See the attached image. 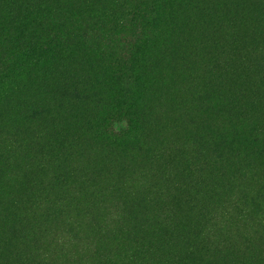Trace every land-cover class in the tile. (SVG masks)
<instances>
[{
	"label": "rangeland",
	"instance_id": "374dc122",
	"mask_svg": "<svg viewBox=\"0 0 264 264\" xmlns=\"http://www.w3.org/2000/svg\"><path fill=\"white\" fill-rule=\"evenodd\" d=\"M20 2L28 8L30 18L39 17L38 11H41L43 23L48 24L53 18L57 22L53 28L65 34H75L81 21L89 27L99 23L101 30L92 33L90 38L82 37V44L77 46L81 48L79 56L74 55L75 48L69 46L53 57L47 69L44 64L36 68L34 64H26L30 68L28 72L31 71L29 81L37 89L33 105L40 113L48 115L49 121L41 126L39 117L27 116L0 127V264H92V261L93 264H171V259L176 264H253L249 259L243 261L240 251L223 245L207 251L204 231L211 216L217 218L221 207L230 199L237 200L238 210H247V215L238 224H228L226 234L241 241L256 233L259 237L260 233L264 235L262 151L258 157L252 153L247 158L242 175L246 182L242 185L235 177L228 180L220 176L218 180L208 172L206 176L217 181L211 192H207L210 194L198 199L199 203L194 207L191 205L194 198L186 202L188 197H183V190L173 189L166 176L160 174L159 184L166 189L164 195L167 193L171 197L179 211L178 221L172 226L167 225L169 220L164 223L158 217L156 198L149 188L132 185L127 187L128 190L112 194L115 199L123 197V204L130 214H138V227L148 225L139 228L135 235L137 245L154 248L149 255L141 257V263L129 258L125 252L120 256L114 253L115 249L132 253L128 248L133 240L125 245L126 239H120L123 243L120 245V240L109 230L93 235L97 230L82 220V201H88L87 207H97L99 190H106L113 181L110 171L113 170L116 177H124L133 175L139 166L152 167L155 164H152V153L156 148L166 151L175 147L172 172L177 181L188 174L191 158L200 159L197 153L201 156L202 152L206 153L204 161L217 160L213 159L215 149L232 139L231 134L238 133L234 128L239 125L232 115L214 109L217 102L226 100L225 106L229 110L241 105L233 104L230 98L254 101L256 97L259 102L251 105L259 116L264 117V0H155L145 13L150 17H154L152 11L158 13L160 22L154 32L150 31V41L142 38L134 44L136 56L131 62L137 63L131 69L134 81L126 77L119 86L112 77L114 62L111 58L116 46H125L119 40L130 41L133 31L126 25L115 29L114 21L106 19L115 8V0ZM103 10V20L87 18L92 12ZM60 15L63 16L60 18ZM67 17L68 20L61 22ZM239 83L251 86L246 92L248 96L236 97L231 93L229 86L239 89ZM206 85L212 87L211 94L205 90ZM138 86L144 91L140 92L142 116L138 114L144 118L139 131L148 139L145 149L136 147L135 137L120 149L119 156L111 153L105 161L101 157L105 156L103 152L90 147L84 149L82 139H79V145L76 139L79 148L74 158L71 157L75 149L61 164L60 159L46 169L40 164L46 155L58 159L59 151L74 139L78 128L92 118L99 105L115 102L123 96V88L126 93L134 94ZM227 101L231 103L227 104ZM249 112L248 117L253 119L255 114ZM51 116L58 125L60 146H35L39 141L35 138L42 137L50 128ZM253 132L246 128L249 137ZM219 133L224 135L221 140H218ZM258 136L262 140L259 143H264V135ZM94 144L101 145L99 140ZM85 151L92 154L88 156ZM231 156H234L233 151ZM86 160L91 164H102L104 178L97 180L93 190H81L76 200L62 198L70 193ZM230 160L237 162V159ZM55 164L58 166L54 183H51L49 168L55 169ZM17 169L21 170L19 182ZM193 176L191 173V178L185 179L184 183H194ZM4 178L12 180L11 190ZM97 224L106 229L99 214ZM157 224L158 230L153 231ZM82 234L95 242L90 255L82 252L79 246ZM255 254L260 256L259 264H264V255H260L264 254V236L254 246Z\"/></svg>",
	"mask_w": 264,
	"mask_h": 264
},
{
	"label": "trees",
	"instance_id": "16d2710c",
	"mask_svg": "<svg viewBox=\"0 0 264 264\" xmlns=\"http://www.w3.org/2000/svg\"><path fill=\"white\" fill-rule=\"evenodd\" d=\"M168 1L171 2L172 0ZM115 2L113 5L115 8H113L111 15L106 19L114 21L113 25L115 26V29H119L123 25H126V27H131L133 31V37L130 41L128 40L124 43L122 41L124 39L119 40V43L123 45L125 44V46L123 48L116 46L114 48L115 52L111 58L114 62L112 77L115 78L119 86L124 82L126 77L131 80V82L134 81V79H132L133 72H131V69L134 68L137 63L136 61L131 63L136 56L133 46L137 40H141L142 38L149 39L150 41V31H155V26L158 25L161 18L158 16V13H155L152 10L151 13L154 14V17H150L145 13L146 10L153 6L155 0H115ZM20 3V0H0V106L3 105V107L0 108L1 128L6 127L9 122L12 123V121L17 118L27 116L39 117L38 121L41 126L47 124L49 121L48 115L40 113V109L33 105L34 100L36 99L37 89L33 83L31 84V81H29L30 78H28V75L31 71L28 72L30 68H28L26 64H34L33 67L35 68L44 64L45 69H47L49 67L48 64L53 60V57L59 52L65 51L66 47L68 48L69 46L74 47L73 54L79 56V54H81V48H77V46L82 44V37L90 38L92 33L101 30L99 23L90 25L89 27L81 21V23L77 24V31L75 34H65L62 30L53 28L57 25L55 19L50 18L48 24L43 23L41 20V11H38L39 17L32 19L28 14V8H25V5L23 4L20 5ZM104 11L105 10L101 13L94 11L88 15L87 18H91L93 21H97L98 19L99 21L103 20L102 14H104ZM50 16L55 17V14H50ZM62 16L63 15H60V18ZM68 19L69 17L64 18L61 22ZM125 62L126 64H129V66H126ZM26 68L28 69L26 70ZM27 82L28 84H26ZM244 85V83L237 84L239 89L233 87V85L228 86L232 90L231 93L235 94L236 97L239 95L248 96L246 92L250 90L251 86ZM136 89L135 93L131 94V92L126 93L125 88H123V96L118 98L115 102L112 101L109 103L108 101L101 106L99 105L100 108L99 106L96 108L92 118H90L85 125L78 128L74 139L68 141L64 149L59 151L58 159L46 155L42 157L40 164H42L45 169L53 164L55 160L59 161L60 159L61 164L62 161L70 156L75 149L73 153L74 155L71 157L74 158L77 149L79 148V146H76V139L77 145H79V139H82V148L84 149L90 147L103 152L105 156L101 155V157L105 161L109 160L111 153L116 157L119 156L121 153L120 149L135 137L136 147L140 150L145 149L148 144V139L141 135L139 131L140 125L144 123V118L142 117L143 119H141L139 116V105L142 97L140 92L144 91L139 86ZM205 90L211 94L212 87L206 85ZM223 92L224 91L222 90V93ZM231 99L233 104H241L244 106L238 105L227 110L225 100L221 103L217 102L214 107L216 111L232 115L236 119L237 125L239 124L234 128L238 133H232V139L226 140L220 147L215 149L213 159L217 160L207 161L205 159L204 161L203 157H205L206 153L202 152V156L197 153L196 155L200 159L197 157H194L193 159L191 158L188 174L181 180L177 181V176L172 172L175 164V147H169L166 151L156 148L152 153V158L154 160L152 164L155 163L154 166H139L133 175L124 177H116L115 172H113V170L112 172L110 171L114 177L112 179L113 181L106 190H99L96 197L98 198L97 207L93 208L91 205L87 207L88 201H82V203H84L82 206V220L85 221V224L88 227L97 230L96 233L93 234L94 236L100 235L102 230L103 232L104 230H109L116 235L118 240L126 239L125 245L129 243V240H133L131 242V247L128 248L132 253H129L128 250L123 251L115 249L114 253L116 256H120L125 252L129 258L135 259L141 263V257L149 255V252L154 248L151 245L144 247L143 245H137V243H135L137 242V239L135 238L136 231L139 228H147L148 225L145 223L138 227V214H130L129 209L123 204V197L120 196L118 199H115L111 196L112 194H119L124 190H128L127 187L132 185H134L133 187L149 188L150 194L154 195V198H156L155 206L158 217L164 223L166 220H169L167 225L172 226L178 221L179 211L173 204L171 197H168L167 193L164 195L166 189L159 184L162 177L160 174L166 176L170 184L168 181L167 183L173 187V189L181 188L183 190V197H188L186 198V202L191 198H194V200L191 199L192 207L199 203L198 199L207 196L206 194H210L207 192H211L217 179H221L220 176L228 180L235 177L236 181L241 182L240 185L246 182L242 180V175L245 173V170L243 171V165L246 164L247 158L252 153H256L257 157L261 154V151L264 153V143H259L262 140L258 136L260 134L264 135V117L259 116L252 106L257 101L259 102L258 98L257 100L255 97L254 101H244L236 98H230V100ZM228 103L231 102L227 101V104ZM248 111H251L249 113L255 114L253 119L248 117ZM51 121L52 124L49 126L50 128L47 132L42 135V137L39 136L35 138L39 140L35 143V146L43 145L46 148L50 145L60 146L61 137L58 135V125L52 116ZM246 128H251V131H254L253 133H250L252 137H249V134H246ZM223 137L224 135L220 133L218 134V140H221ZM248 139L250 140L249 142L247 141ZM95 140H99L101 145L94 144ZM245 142L246 144H249L246 147L242 145ZM231 151L234 152L233 157L231 156ZM85 153L88 156L92 154L87 151H85ZM141 156L142 154L140 157ZM230 158L237 159V162H229L232 161ZM58 165L55 164V169L49 168L51 183H54L53 180L55 179L56 168ZM102 168V164H91L86 160L82 165V174L77 175L78 184L76 183L77 181L73 183V185H71L70 193L62 195V198L76 200L80 195L81 190L84 191L89 188L93 190L96 187L95 183L97 180L99 178H104ZM20 171V169H17L16 176L18 177V182L21 181L18 176ZM208 172L215 175L217 179L211 181L209 176H206ZM191 173H194L192 180L194 183H191V181L184 183L185 179L191 178ZM204 176L208 179L205 180L206 178ZM4 179L7 182L8 188L11 190L12 180L10 178ZM22 180L24 179L22 178ZM163 195L167 196L168 199L164 198ZM47 198L51 200L49 195ZM87 199L88 198L85 200ZM237 205V200L231 201L229 199L221 207V212L217 218L215 215L211 216L205 226L206 230L204 231V238L206 240L205 248L207 251L211 252L217 245H220V247L223 245L226 248L230 247L243 254V261L249 259L253 264H259L260 260H258V258L260 256L257 254L254 255V246L264 235H261L260 233L259 237V234L256 233L249 236L246 241H241L231 238L226 234V226L228 224H238L242 222V219L247 215V210H238L239 207H237ZM96 213L97 215L99 214L102 216V226H106V229H102L98 226ZM158 225L159 224L153 228V231L158 230ZM219 236H221V238H219ZM89 240L91 239L84 237L82 234V242L79 243L82 252L86 251L88 255L93 253L95 247L93 244L95 242ZM120 245H123L121 240ZM91 258H93V255ZM100 259L104 260L103 258ZM171 264H176L174 259H171Z\"/></svg>",
	"mask_w": 264,
	"mask_h": 264
}]
</instances>
